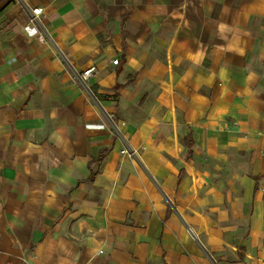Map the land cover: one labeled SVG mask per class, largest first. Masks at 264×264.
<instances>
[{
  "label": "crops",
  "instance_id": "1",
  "mask_svg": "<svg viewBox=\"0 0 264 264\" xmlns=\"http://www.w3.org/2000/svg\"><path fill=\"white\" fill-rule=\"evenodd\" d=\"M0 264H264V0H0Z\"/></svg>",
  "mask_w": 264,
  "mask_h": 264
},
{
  "label": "built area",
  "instance_id": "2",
  "mask_svg": "<svg viewBox=\"0 0 264 264\" xmlns=\"http://www.w3.org/2000/svg\"><path fill=\"white\" fill-rule=\"evenodd\" d=\"M42 13V9H32L31 10V23H33L35 20L38 19L39 15ZM38 40L39 42H43V38L41 36L38 37ZM118 60H114L112 63L113 64H117ZM95 71V67L92 66V67H89L88 69H86L85 71H83L80 75V77L83 79V80H88L92 77L93 73ZM122 153H126L128 155V157H132L134 153H128L126 151H122ZM188 234L189 236L191 237H194V235L192 234V232L188 229Z\"/></svg>",
  "mask_w": 264,
  "mask_h": 264
}]
</instances>
